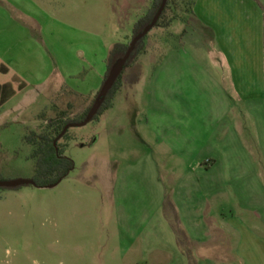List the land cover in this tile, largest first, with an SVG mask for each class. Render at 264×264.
Masks as SVG:
<instances>
[{
	"label": "rangeland",
	"instance_id": "rangeland-1",
	"mask_svg": "<svg viewBox=\"0 0 264 264\" xmlns=\"http://www.w3.org/2000/svg\"><path fill=\"white\" fill-rule=\"evenodd\" d=\"M152 2L0 0V83L16 92L0 106V182L34 181L25 137L93 103ZM196 2L168 0L171 25L149 33L112 107L61 140L65 180L0 189V264H264V143L229 83H209L222 59Z\"/></svg>",
	"mask_w": 264,
	"mask_h": 264
},
{
	"label": "crops",
	"instance_id": "crops-1",
	"mask_svg": "<svg viewBox=\"0 0 264 264\" xmlns=\"http://www.w3.org/2000/svg\"><path fill=\"white\" fill-rule=\"evenodd\" d=\"M260 6L262 9L249 0H197L194 6L197 14L193 17L212 31L210 43L216 46L213 49L216 52L210 55L214 53L222 59L214 66L223 73L217 76L208 72L209 83L219 87L229 83V93L233 89L245 106L238 115L246 118L247 126H256L260 142L264 143V0ZM183 32V41H187L191 33ZM192 67L196 75L204 70L197 62ZM219 99L223 107L232 102L227 92L221 93ZM233 124L236 126V122Z\"/></svg>",
	"mask_w": 264,
	"mask_h": 264
},
{
	"label": "trees",
	"instance_id": "trees-1",
	"mask_svg": "<svg viewBox=\"0 0 264 264\" xmlns=\"http://www.w3.org/2000/svg\"><path fill=\"white\" fill-rule=\"evenodd\" d=\"M162 1L163 0H153L152 7L149 12L144 17L140 18L135 24V36L143 32L144 29L152 22L162 4ZM168 7L169 3L155 28H168L171 25L168 22L164 23ZM148 35L138 44L135 52L132 54L130 60L127 63L126 69L132 64L136 57L143 53L145 46L144 42ZM129 45L119 42L113 47L108 58V75L115 62L126 55L129 49ZM0 72L6 74V72H8V69H6L4 65H2L0 67ZM123 74L124 72L118 79L114 88L109 93L106 102L104 103L98 115L93 121L97 120L100 116L104 114L105 111L112 107L114 99L122 88ZM14 82H20L19 77H15ZM15 93L16 92L13 88L12 83L6 85L0 83V106H2L6 102H8L13 96H15ZM98 95L96 96V98L98 97ZM95 100L86 110L77 115L70 116L67 111L60 112L56 119L50 120L48 122L47 128L44 131L39 133L31 132L25 137L24 142L30 145L32 148L31 159L34 161L35 165L34 181L36 182L38 187L47 188L48 186L54 185L61 180L63 181L75 169V162L65 156V146L61 144V141L57 144V146H55V141L63 133L67 125L82 123L86 120L91 108L95 103ZM68 133L69 131L63 137V139L68 137ZM0 189L7 190L5 188Z\"/></svg>",
	"mask_w": 264,
	"mask_h": 264
},
{
	"label": "water",
	"instance_id": "water-1",
	"mask_svg": "<svg viewBox=\"0 0 264 264\" xmlns=\"http://www.w3.org/2000/svg\"><path fill=\"white\" fill-rule=\"evenodd\" d=\"M167 3H168V0L162 1V4L159 10L157 11L152 22L144 29L143 32L139 33L138 35L134 37V39L129 45V49L126 55L123 58H120L115 62L86 120L83 121L82 123L67 125L63 133L55 141V146H57V144L63 139V137L67 134V132L70 129L84 127L95 119V117L98 115L99 111L101 110L102 106L106 102V99L109 93L114 88L115 84L117 83L122 73L125 71L127 67V63L130 60L132 54L135 52L138 44L157 26L164 10L166 9ZM61 182L62 180L54 185L48 186L47 188L49 189L56 188ZM24 186L38 187L36 182L33 180H17V181H1L0 182V188H5V189H18Z\"/></svg>",
	"mask_w": 264,
	"mask_h": 264
}]
</instances>
